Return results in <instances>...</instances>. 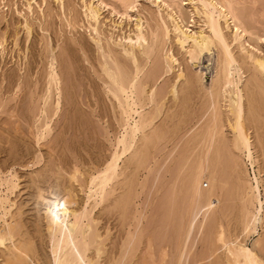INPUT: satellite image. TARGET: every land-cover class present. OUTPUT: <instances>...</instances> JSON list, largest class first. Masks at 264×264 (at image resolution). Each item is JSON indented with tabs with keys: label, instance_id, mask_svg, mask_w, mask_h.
Returning a JSON list of instances; mask_svg holds the SVG:
<instances>
[{
	"label": "rangeland",
	"instance_id": "374dc122",
	"mask_svg": "<svg viewBox=\"0 0 264 264\" xmlns=\"http://www.w3.org/2000/svg\"><path fill=\"white\" fill-rule=\"evenodd\" d=\"M230 1L239 22L245 29L248 26V33L241 39L246 53L244 48L240 49L239 44L231 41L235 29L231 21L228 20L227 26L225 19L220 20L233 53L241 61L244 123L251 144L253 142L254 169L260 177L262 208L259 216L262 224L254 234L243 230L247 210L243 209V200L238 195V187L234 186V177L228 166L234 139L233 118L228 106L229 91L233 87L224 88L218 97L210 90L212 80L217 78L215 68L221 58L220 51L215 49L210 55H201L199 64L194 65L187 54L189 45L181 47L174 31V24L178 22L186 33L201 30L208 34L199 0H132L131 8L127 9L118 0H0V183L3 178H18V186L13 193L8 192L5 185L0 186V197H9L12 204L5 219L7 224L14 226L15 242L28 243L32 248H27V256L21 259L25 263L20 261V264L51 262V236L46 230L44 214L47 202L44 198L61 197L68 189L73 192L72 199H76L71 205L74 209L81 211L94 207L91 210L92 227L99 236L95 243H103L100 257L94 249L88 254L91 257L94 254L96 264H231L224 260L227 258L225 248L215 239L217 220H221L225 227L227 241L237 240L253 247V243L259 240L258 247H263L264 76L256 72L246 54L255 53L264 58V0ZM91 4L99 10V25L88 16ZM171 6H174V11ZM137 19L141 21L142 32L147 39L145 43L143 41L146 48L141 46L143 51L135 42V59L139 61L136 64L140 68L143 65L144 69L138 76L135 91L137 96L147 95L144 99L140 96L143 104H148H144L142 112L149 116L151 122L145 133H139L138 145L135 143V148L120 160L118 176L106 187L104 198L89 200V180L110 161L119 147L116 141L123 133V110L110 92L112 86L108 75L102 71L105 70L103 66L110 62L108 67L114 64L115 70L116 66L122 67L125 73L119 67L118 70L121 75L124 73L123 77L127 76L126 80L133 77L136 71L133 55L125 54L122 49L134 44ZM96 29L99 33L95 32ZM129 37L133 38L132 42ZM107 50L115 54L113 59ZM111 60L119 65L112 64ZM52 66L60 79V91L55 90V86L50 87L54 85L50 84L53 81L49 75ZM199 72H204L202 84L196 80ZM142 83L144 86L141 87ZM173 87L177 88L174 96L170 91ZM141 89L147 92L142 93ZM214 99H217L216 105ZM46 121L49 130L44 129ZM220 125L223 128L218 131ZM45 131L49 132L46 134ZM209 132L211 134L208 135ZM208 145L221 153L214 150L215 155L221 156L219 160L227 174L224 178L228 192L225 191L223 202L217 208L219 218L204 222L201 215H195L196 220L193 218L196 211L189 205L186 189L191 170L197 167L200 159L204 160L202 155L204 157ZM229 146L231 149H227ZM241 160L252 177V167L245 153ZM40 191L43 194L40 195ZM253 202L248 205V211L259 209V202L256 199ZM6 206L9 208L8 204ZM6 228V223L0 219V229L7 232ZM6 232L5 242L11 248ZM0 250L2 258L3 251L7 250ZM228 259L231 258L228 256Z\"/></svg>",
	"mask_w": 264,
	"mask_h": 264
},
{
	"label": "bare ground",
	"instance_id": "6f19581e",
	"mask_svg": "<svg viewBox=\"0 0 264 264\" xmlns=\"http://www.w3.org/2000/svg\"><path fill=\"white\" fill-rule=\"evenodd\" d=\"M30 1V0H29ZM33 1V0H32ZM101 1V0H100ZM121 2L122 6L124 8H129L132 0H118ZM165 1V0H164ZM167 1V0H166ZM170 1V0H169ZM174 1V0H171ZM160 2V1H159ZM177 2V1H176ZM200 4H201V10L200 12L203 13V16L205 18V25L208 29V34L203 33V31H198V32H194L191 33H186L185 30H183V27L181 28L180 25L178 24V22H176V24H174V31L176 32V37L177 40L179 42V44L181 45V47H185V45H189L187 54L189 56V60L192 61V64L194 65H198V61L199 58H201V55L203 54H212V52L217 49L220 51V55L221 58L218 59V64L217 67L215 68L216 70V76L217 78L212 80V84H211V89L214 96L220 95L219 92L220 91H225L224 88L228 87L229 85L231 87H233L232 91H229L230 94V103H228L229 105V114L232 115L231 117L233 118V122L231 123V128L232 131L234 132V139L231 142L232 147L229 146L227 149H231V156L229 158V171L231 176L234 177V181L235 184L234 186H237L239 189L238 195L240 196V198L243 200V209H246V216L244 217V231H248L250 234H254L257 229H258V225L262 224V219L260 218V212H261V201L259 199L260 196V181L259 178L257 176V173L254 169V164H256V162L253 159V153L251 150V141L249 137V133L246 129V126L244 123V105L243 104V91L240 88V84L242 82V76L240 74V59L238 57L235 56V54L233 53V48H231V42L228 40L227 35L224 32L223 26L220 23L221 18L225 19L226 21V25L228 26L229 23L227 24V22L231 21V23L234 26V35L231 41H233V43H237L239 44V48L243 49L245 44H242L244 42H241L243 40L242 37H245L247 32V27L246 29L242 26V23H240L239 19H238V14L235 13V9L234 6L232 5V2L230 0H199ZM114 3V2H113ZM166 4V2H164ZM171 3V2H170ZM180 4V3H179ZM199 4V3H198ZM29 5V3H28ZM132 5V4H131ZM169 5V4H168ZM172 5V4H171ZM178 5V3H177ZM198 6V5H197ZM30 7V5L28 6ZM174 8V6H171L170 8ZM178 7V6H176ZM131 8V6H130ZM172 8V9H173ZM196 8V7H195ZM237 8V7H236ZM179 9V8H178ZM238 9V8H237ZM175 10V8L173 9V11ZM182 10V9H181ZM180 11V10H178ZM90 13V18L92 17L93 21L95 20L97 22L98 16H100L99 14V10L98 8H96L95 6H93L92 4L89 5V11ZM182 12V11H181ZM199 12V11H198ZM86 13V12H85ZM176 13V12H175ZM179 13V12H178ZM182 14V13H181ZM171 16V14H169ZM178 15V14H176ZM200 15V14H199ZM174 16V14L172 15V17ZM162 17V16H161ZM175 18V17H174ZM173 18V19H174ZM244 18V17H243ZM246 18V17H245ZM164 19V18H163ZM241 19V18H240ZM229 20V21H228ZM94 21V22H95ZM243 21V20H242ZM246 21V19H245ZM162 22V21H161ZM164 22V21H163ZM168 22V21H167ZM98 24V22L96 23V25ZM168 24V23H167ZM99 25V24H98ZM29 27V25H28ZM162 27V26H161ZM205 27V26H204ZM30 28V27H29ZM96 28V27H95ZM166 28V27H165ZM94 29V28H93ZM159 29V28H158ZM163 29V28H162ZM200 29V28H199ZM205 29V28H204ZM28 30V29H27ZM30 30V29H29ZM95 30V29H94ZM136 30L137 32L134 34L135 35V41L134 44H130L127 45L129 48H126V46L122 49V52H126L125 54L128 55H133V60L132 63L134 62V65H136V67L134 68V70L136 69V71L134 72L135 74L133 75L132 78H127L126 74V78L123 77L124 75V71L120 68H118L116 66V70H122L124 73L121 75L119 70L116 71L113 68V62L114 60L111 62L113 65L112 67H108L111 66V64H109L107 62L103 68L105 67V70L103 69V73L107 76V79L109 78V85L111 84L112 88L110 89V87L108 89H110L111 94L113 93V98L119 103L120 108H122V114L124 117V122H122L123 120H121V122L123 123L120 124V126L122 125L123 127V133H121V137L118 138V142L116 141V144L119 146L118 149L116 151H114L113 155L111 156V159L108 163H106L107 165L104 167V169H102L101 171L98 170L97 175H94L91 177V179L89 180V184H90V189L88 190L89 194H88V199H97V197H100V199L102 200L104 198V192L106 190V187L109 186L110 182H112L117 175V168L119 166V162L122 159V157L124 155H126L127 152H131L132 148H135V143L139 138L138 135L139 133L144 132L145 128L148 126L149 122H151L149 116L147 117L146 115L143 114L142 111L144 103L142 102V100L144 99L145 96H142V94L140 96H142V98L138 95H136V91L135 89L136 87V81L140 74V72L142 73V71L144 69H142L138 66L139 61L137 59H135L136 55L134 53L135 49V42L137 43L136 45L139 47L143 46V48L145 49L146 47H144L143 45V41L144 43L146 42L145 37L146 34L144 36L143 34V30H142V25H141V21L139 19H137V23H136ZM168 31V28L166 29V32ZM31 32V31H30ZM95 32L99 33V30L96 29ZM159 32V31H158ZM205 32V30H204ZM150 33V32H149ZM156 33V32H155ZM154 33V34H155ZM253 33V32H252ZM162 34V33H161ZM99 35V34H97ZM103 35V34H102ZM130 35V34H129ZM159 36V35H158ZM106 39V37H105ZM133 39V38H132ZM132 39L129 37L130 42H132ZM157 39V38H155ZM230 39V38H229ZM97 40V39H96ZM150 40V39H149ZM251 40V39H250ZM129 42V43H130ZM156 43V42H155ZM122 44V43H121ZM124 44V43H123ZM148 44V43H147ZM146 44V45H147ZM150 44V43H149ZM162 44V43H161ZM258 44V43H257ZM155 45V44H154ZM148 46V45H147ZM236 46V47H237ZM121 47V46H120ZM151 47V46H150ZM219 49H218V48ZM126 48V49H125ZM142 48V47H141ZM142 48V51H143ZM153 48V47H152ZM159 48V47H158ZM149 49V48H147ZM99 50V49H98ZM151 50V48H150ZM245 50V48H244ZM243 50V51H244ZM247 50V49H246ZM245 50V52H246ZM105 50L103 49V52ZM108 51V50H107ZM115 51V50H114ZM154 51V50H153ZM251 51V50H249ZM111 52V51H108ZM148 52V51H147ZM216 52V51H215ZM120 53V52H119ZM137 53V52H136ZM145 53V51H144ZM150 53V52H149ZM154 53V52H153ZM151 53V54H153ZM247 53V52H246ZM253 53V52H252ZM112 59L114 58L113 55H115L114 53H112ZM142 54V52H141ZM107 55V54H106ZM117 55V54H116ZM143 55V54H142ZM239 55V54H238ZM103 56V54H102ZM108 56L110 57V55L108 54ZM127 56V55H126ZM166 56V55H165ZM219 56V54H218ZM243 56V55H242ZM245 56V55H244ZM154 57V56H153ZM246 57L251 61L252 63V67L256 69V72L259 73V75L264 76V58L263 56L260 55H256L254 54H246ZM246 57H241V59H247ZM101 58V57H100ZM111 58V57H110ZM147 58V57H146ZM158 58V57H157ZM238 58V59H237ZM53 59V58H52ZM105 59V58H104ZM108 59V58H107ZM149 59V57H148ZM137 60V62H136ZM141 60V59H140ZM176 60V59H175ZM242 60V61H243ZM116 61V60H115ZM143 61V60H142ZM50 63V62H49ZM51 63L53 64V62L51 61ZM115 65H119L116 64V62H114ZM109 64V65H108ZM170 64V62H169ZM168 64V65H169ZM131 65V64H130ZM140 65V64H139ZM129 66V65H128ZM171 66V64H170ZM111 69H108V68ZM172 67V66H171ZM195 67V66H194ZM51 74H49L51 77V80L53 81V83L50 81V84H54L51 85L50 87L55 86V90H59L60 86L59 85V78L58 75L56 74L55 68L54 66L51 67ZM125 68V67H124ZM142 69V71H141ZM171 69V68H170ZM198 69V68H197ZM158 70V69H157ZM127 71V70H126ZM152 71V70H151ZM195 71V70H194ZM200 71V70H199ZM122 73V72H121ZM242 73V72H241ZM255 73V72H254ZM129 74V72L127 73ZM131 74V73H130ZM129 74V75H130ZM256 74V73H255ZM254 74V75H255ZM104 75V76H105ZM204 72L203 73H198V78L196 80H198L201 84L203 82V77ZM237 75L236 79L234 78V76ZM215 76V77H216ZM258 76V75H257ZM214 77V78H215ZM142 78V77H141ZM59 79V80H58ZM178 79V78H177ZM194 79V78H193ZM255 79V78H254ZM258 79V78H257ZM187 80V79H186ZM189 81V80H188ZM261 81V80H260ZM264 81V80H263ZM142 82V81H141ZM177 82V81H176ZM179 82V81H178ZM195 82V81H194ZM49 83V82H48ZM108 83V82H107ZM144 83V82H143ZM141 84L144 86V84ZM147 83V82H146ZM47 84V83H46ZM138 84V83H137ZM260 84V83H259ZM146 85V84H145ZM195 85V84H194ZM198 85V84H197ZM140 87V82L139 85ZM203 86V85H202ZM248 86V85H247ZM147 87V86H146ZM172 87V86H171ZM188 87V86H187ZM205 87V86H204ZM262 87V86H261ZM139 89V88H138ZM152 89V88H151ZM177 89V88H175ZM175 89L174 87L172 88V90H170L173 93H175ZM204 89V88H203ZM223 89V90H222ZM232 89V88H229ZM51 90V89H50ZM209 90V91H210ZM228 90V89H227ZM49 91V90H48ZM54 91V90H53ZM60 91V90H59ZM262 91V90H261ZM52 92V90H51ZM140 92H142V89L140 90ZM147 92L143 90L142 93ZM199 92V91H198ZM197 92V93H198ZM151 93V92H150ZM150 93H145V94H150ZM208 93V92H207ZM216 93V95H215ZM226 93V92H225ZM245 93V92H244ZM264 93V92H263ZM138 94V92H137ZM153 94V92H152ZM224 94V93H223ZM57 98L59 96V93L56 94ZM61 95V94H60ZM144 95V94H143ZM154 95V94H153ZM212 95V94H211ZM212 95V96H213ZM225 95V94H224ZM256 94H254L255 96ZM246 96V95H245ZM149 97V96H148ZM152 97V96H150ZM162 97V96H161ZM216 97V98H217ZM221 97V96H220ZM226 97V96H225ZM261 97V95H260ZM60 98V97H59ZM58 98V99H59ZM147 98V97H146ZM175 98V97H174ZM173 98V99H174ZM177 98V97H176ZM214 98V97H211ZM227 98V97H226ZM250 98V97H249ZM218 99V98H217ZM217 99L214 101L215 105L217 103ZM221 99V98H220ZM262 99V98H261ZM152 100V99H151ZM247 100V99H246ZM251 100V99H250ZM57 101V100H56ZM146 101V100H144ZM148 101V100H147ZM156 101V100H155ZM154 101V102H155ZM157 102V101H156ZM178 102V101H177ZM224 102V101H223ZM228 102V101H227ZM252 102V101H251ZM51 103V101H50ZM57 104V108L59 107V100L58 102H56ZM219 103V101H218ZM245 103V102H244ZM249 103V102H248ZM247 103V105H248ZM258 103V102H257ZM115 104V103H114ZM251 104V103H250ZM253 104V103H252ZM263 104V103H262ZM148 105V104H147ZM181 105V104H180ZM213 105V104H212ZM47 106V105H46ZM49 106V105H48ZM159 106V105H158ZM219 106V105H218ZM227 106V105H226ZM254 107V105H251V107ZM54 107V106H53ZM214 107V106H213ZM249 107V106H248ZM249 107V108H251ZM252 107V108H253ZM257 107V106H256ZM263 107V106H262ZM32 108V107H31ZM45 108V107H44ZM161 108V107H160ZM251 108V109H252ZM46 109V108H45ZM145 109V108H144ZM216 109V108H215ZM254 109V108H253ZM260 109V108H259ZM57 110V109H56ZM217 110V109H216ZM221 110V109H220ZM32 111V110H31ZM149 111V110H148ZM158 111V110H157ZM117 112V111H116ZM179 112V111H178ZM263 112V111H262ZM49 113V112H48ZM53 113V112H52ZM55 113V112H54ZM157 113V112H156ZM217 113V112H216ZM228 113V112H227ZM145 114H147V112H145ZM150 114V113H149ZM186 114V113H185ZM221 114V113H220ZM226 114V113H225ZM55 115V114H54ZM151 115V114H150ZM212 115V114H211ZM218 113L215 115L217 117ZM254 115V114H253ZM251 116V115H250ZM262 116V115H261ZM47 117V116H46ZM53 117V116H52ZM214 117V116H213ZM221 117V116H220ZM218 117V118H220ZM215 118V117H214ZM231 118V119H232ZM256 118V117H255ZM259 118V117H258ZM51 119V118H50ZM229 119V120H231ZM248 118L246 117V120ZM42 120V119H41ZM40 120V121H41ZM47 120V119H46ZM52 120V119H51ZM154 120V119H153ZM221 120V119H220ZM219 120V121H220ZM50 120H48L49 122ZM218 121V120H217ZM46 121L45 127L44 129H50L49 123ZM120 122V123H121ZM207 122V121H206ZM222 122V120H221ZM229 122V121H228ZM41 123V122H40ZM151 124V123H150ZM250 124V123H249ZM222 125V124H221ZM217 127L218 131L219 128L221 130L222 126ZM210 126V125H209ZM121 127V128H122ZM212 127V126H211ZM216 127V125H215ZM251 127V126H249ZM119 128V127H118ZM156 128V127H155ZM223 128V127H222ZM230 128V129H231ZM208 129V128H207ZM213 129V127H212ZM206 130V129H205ZM210 130V129H209ZM208 130V131H209ZM249 130V129H248ZM256 130V129H255ZM156 131V130H155ZM213 131V130H212ZM211 131V132H212ZM49 132V131H47ZM47 132L45 131V133L47 134ZM151 132V131H150ZM153 132V131H152ZM170 132V131H169ZM145 133V132H144ZM215 133V130H214ZM221 133V132H219ZM211 134L210 132L208 133V135ZM44 135V133H43ZM207 135V136H208ZM213 135V134H212ZM39 136V135H38ZM152 136V135H151ZM215 136V135H214ZM43 137V136H42ZM145 137V136H144ZM165 137V136H164ZM202 137V136H201ZM209 137V136H208ZM217 137V136H216ZM219 137V136H218ZM221 137V135H220ZM262 137V136H260ZM38 139V137L36 138ZM149 139V138H148ZM152 139V138H151ZM150 139V140H151ZM209 139V138H208ZM220 139V138H218ZM141 140V139H140ZM149 140V143H150ZM215 140V137H214ZM153 141V139H152ZM229 141V140H226ZM148 142V141H147ZM217 142V141H215ZM214 142V143H215ZM205 143V142H203ZM210 143V140H209ZM213 143V144H214ZM228 143V142H227ZM218 144V143H217ZM221 144V143H220ZM219 144V147H220ZM230 144V143H229ZM230 144V145H231ZM116 145V146H117ZM135 145V146H134ZM144 145V143L142 144ZM212 145V142H211ZM211 145H208V150L204 153V157L202 155V159L204 158V160H199V163L197 165V167H195V169L191 170V174L189 175V179H187L188 181V185H187V193H188V200H189V205L191 207H193V209L196 211V214H194L193 218L195 217V215H201L202 216V220L204 222H208L211 219H218V211L217 208L219 206H221L224 196H225V188H226V178H224V174L226 173V171L224 170L223 172V167H221V163H220V158L219 156L215 155L216 152H214L215 148L213 149ZM134 146V147H133ZM148 146V145H147ZM150 146V145H149ZM211 146V147H209ZM218 148V145H216ZM226 146V145H225ZM146 147V146H145ZM215 147V146H214ZM222 147H223V143H222ZM231 147V148H230ZM221 148V147H220ZM226 148V147H224ZM223 148V150H224ZM253 148V147H252ZM115 150V149H114ZM141 150V149H140ZM218 149H216L215 151H217ZM137 151V150H136ZM145 151V150H144ZM225 151V150H224ZM230 151V150H229ZM228 151V152H229ZM143 152V151H141ZM204 152V151H203ZM218 154L220 153L219 151H217ZM236 152V153H235ZM137 153V152H136ZM223 153V152H222ZM226 153V152H225ZM245 153V158L247 159V161L250 163V166L252 167V177H250V174L248 173V169L246 166H244V161L241 160V155ZM203 154V153H202ZM217 154V153H216ZM221 154V153H220ZM224 154V153H223ZM136 155V154H135ZM144 155V154H143ZM225 155V154H224ZM227 156V155H226ZM134 157V156H133ZM223 157V156H222ZM226 159V157H225ZM136 160V158H135ZM224 160L223 158L221 159ZM228 160V159H227ZM203 161V162H202ZM225 162V161H224ZM59 163V162H58ZM139 163V161H138ZM228 163V162H227ZM53 164V163H52ZM246 164V163H245ZM226 166V165H225ZM136 167H138L136 165ZM193 167V166H192ZM225 168V167H224ZM124 169V168H123ZM53 170V169H52ZM64 170V169H63ZM70 170V169H69ZM259 170V168H258ZM119 171V170H118ZM123 171V170H122ZM9 172V171H8ZM78 172V171H77ZM129 172V171H128ZM120 173V171H119ZM261 173V172H260ZM16 174V173H15ZM189 174V173H188ZM229 174V173H228ZM259 174V172H258ZM227 175V174H225ZM12 176V175H11ZM37 176V175H36ZM10 177V176H9ZM15 177L14 175L12 176V178ZM75 177V175H74ZM126 177V176H125ZM63 178V177H62ZM132 178V176H131ZM4 180H2V183H0V186L5 185L7 187V191L12 192L13 190H15V188L18 186V183L16 181H18L17 177L16 179H10L9 180H5V178H3ZM8 179V178H6ZM75 179V178H74ZM228 179V177H227ZM231 179V178H229ZM262 179V178H261ZM124 180V177H123ZM186 180V179H185ZM126 181V180H124ZM122 181V182H124ZM1 182V181H0ZM62 182V181H61ZM64 182V181H63ZM121 182V183H122ZM230 183V182H229ZM80 184V183H79ZM187 184V183H186ZM231 184V183H230ZM264 184V182H263ZM43 185V184H42ZM129 185V184H128ZM181 185V184H180ZM37 186V185H36ZM233 186V187H234ZM130 187V186H129ZM236 187V188H237ZM184 189V188H183ZM1 190V189H0ZM69 191H65V193L63 194V196L61 197H54L52 200H46L44 198V200L47 202L46 205V210H45V216L47 219V229L48 232L50 233L51 236V243H50V247H51V258H50V263L51 264H96V260L94 259V254L92 255V257L90 255H88L90 252L92 253V249H94V251L96 252V255L99 256L100 254L102 255L103 252L100 248V246L103 243L98 242L97 244L95 243L97 240L96 238L99 237L97 234V230H95V228H93V224H92V220L91 219V213L93 210L88 208H85L83 210H78L77 208H73L71 205L73 203V192H70V189H68ZM231 190V189H230ZM235 190V189H234ZM107 191V190H106ZM233 191V190H232ZM129 192V190H128ZM228 192V191H226ZM41 193V191L39 192V194ZM72 193V194H71ZM75 193V192H74ZM106 193V192H105ZM124 193V192H123ZM11 194V193H9ZM43 194V193H41ZM40 194V195H41ZM12 195V194H11ZM61 195V194H60ZM124 196H126L125 194H123ZM42 197V196H41ZM49 197V196H48ZM227 197V196H226ZM230 197V196H229ZM9 197H0V209L2 215L0 216V219L2 222L6 223L7 226V232L3 231L2 229L0 232V248H6V252L3 251L2 254V258H0V264H20L22 261V257L27 256V248H29V244L28 243H23L21 241H17L15 242V236L13 233V227L11 226V223L7 224L6 222V216H8L10 214V208L12 207V204H10L11 202L8 199ZM122 198V197H121ZM41 199V198H40ZM236 200V198H234ZM257 200L259 202V209H257L256 211H252L249 210L248 211V205H252L254 202V200ZM118 200V199H117ZM126 200V199H124ZM88 201V200H87ZM123 201V200H122ZM10 202V203H9ZM95 203L97 204V201H95ZM100 203V202H99ZM9 205V208L6 205ZM90 204V203H89ZM88 204V206H89ZM93 204V203H92ZM90 204V205H92ZM233 204V203H232ZM87 205V204H86ZM120 205V204H119ZM127 205V203L125 204ZM226 205V204H225ZM93 206V205H92ZM97 206V205H96ZM224 206V205H223ZM229 206V205H228ZM235 206V205H234ZM78 207V206H77ZM91 207V206H90ZM8 208V209H7ZM118 208V207H117ZM257 208V207H256ZM88 209V210H87ZM185 209V208H184ZM124 210V209H123ZM187 210V209H186ZM231 210V209H230ZM38 211V210H37ZM125 211V210H124ZM252 211V212H250ZM263 211V210H262ZM250 212V213H249ZM14 214V213H12ZM225 214V213H224ZM17 216V215H16ZM20 216V215H19ZM44 216V217H45ZM14 217V216H13ZM263 217V216H262ZM197 218V217H196ZM221 218V217H220ZM14 219V218H13ZM195 219V218H194ZM196 220V219H195ZM215 220V221H216ZM239 220V219H238ZM13 221V220H12ZM202 221V223H203ZM11 222V221H10ZM216 240L218 242H221L226 254H227V258H225L224 260H227L228 262H230L231 264H264V245L262 247H258V243H260L259 240H257L256 242L253 243V247H248L245 243L242 242H238L237 240H235L236 242L233 241H227L225 238V231H224V225L223 223L220 221H216ZM19 223V222H17ZM212 223V222H211ZM206 224V223H205ZM13 225V224H12ZM15 225V224H14ZM19 225V224H18ZM209 225V224H208ZM2 226V225H1ZM16 226V225H15ZM93 226V227H92ZM215 226V225H214ZM19 227V226H18ZM2 228V227H1ZM17 228V227H16ZM201 229V228H200ZM238 229V228H237ZM12 230V231H11ZM19 231V230H18ZM17 231V232H18ZM229 231V230H228ZM5 232L8 235V237L10 238V247L8 248V244L5 242ZM15 232V231H14ZM203 232V231H202ZM19 233V232H18ZM22 234V233H21ZM100 234V233H99ZM25 235V234H24ZM101 237V236H100ZM100 239V238H99ZM258 239V238H257ZM261 239V238H260ZM22 240V239H21ZM226 240V241H225ZM239 240V238H238ZM256 240V239H255ZM24 241V240H23ZM100 241V240H99ZM259 241V242H258ZM25 242V241H24ZM29 242V241H28ZM220 243V244H221ZM27 244V245H25ZM212 244V243H211ZM216 244V242H215ZM218 244V245H220ZM29 245V246H28ZM32 245V244H31ZM217 245V246H218ZM30 249V248H29ZM257 249V250H256ZM32 250V248L30 249ZM211 250V249H210ZM219 250V249H218ZM1 251V250H0ZM212 252V251H211ZM216 252V251H215ZM100 255V256H101ZM212 255V254H211ZM215 255V254H214ZM99 256V257H100ZM105 256V255H104ZM218 256V254H217ZM229 258L231 259H228ZM30 257V256H29ZM221 257V256H220ZM188 258V257H187ZM116 259V258H115ZM100 260V259H99ZM98 260V261H99ZM27 261V260H26ZM118 261V260H117ZM213 261V260H212ZM24 262V261H22ZM25 263V262H24ZM33 263V262H32ZM49 263V264H50ZM99 263V262H98ZM219 263V262H218ZM34 264V263H33ZM42 264V263H41ZM206 264V263H205ZM220 264V263H219Z\"/></svg>",
	"mask_w": 264,
	"mask_h": 264
}]
</instances>
